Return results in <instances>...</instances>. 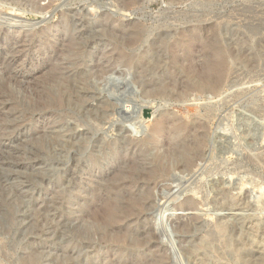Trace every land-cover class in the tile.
<instances>
[{"label":"rangeland","instance_id":"1","mask_svg":"<svg viewBox=\"0 0 264 264\" xmlns=\"http://www.w3.org/2000/svg\"><path fill=\"white\" fill-rule=\"evenodd\" d=\"M34 263L264 264V0H0V264Z\"/></svg>","mask_w":264,"mask_h":264},{"label":"bare ground","instance_id":"2","mask_svg":"<svg viewBox=\"0 0 264 264\" xmlns=\"http://www.w3.org/2000/svg\"><path fill=\"white\" fill-rule=\"evenodd\" d=\"M50 1H51V0H50ZM34 7H35V6H34ZM39 7H40V6H39ZM217 72H218V71H217ZM45 93H46V92H45ZM44 97H45V96H44ZM40 98H41V97H40ZM39 101H40V100H39ZM108 103H109V102H108ZM42 104H43V103H42ZM7 109H8V108H7ZM129 109H130V108L127 107V110H129ZM145 110H152V109H145ZM142 117H143V116H142ZM144 121H145V120H144ZM148 121H151V120H147V122H148ZM6 122H7V121H6ZM186 126H187V125H186ZM55 139H56V138H55ZM201 142H202V141H201ZM196 143H199V141H197ZM196 145H197V144H196ZM192 148H193V146H192ZM202 148H203V147H202ZM199 151H200V149H199ZM186 154H188V153H186ZM197 154H198V153H197ZM186 163H187V162H186ZM190 164H191V163H190ZM160 168H161V167H160ZM142 170H143V169H142ZM149 170H150V169H149ZM147 172H148V170H147ZM152 174H153V173H152ZM152 174H151V175H152ZM141 177H142V176H141ZM146 177L148 178V176H146ZM224 179H225V178H224ZM147 180H148V179H147ZM227 181H228V180H227ZM146 182H147V181H146ZM243 182H244V181H243ZM225 184H226V183H225ZM245 184H246V183H245ZM240 185H241V184H240ZM224 186H225V185H224ZM239 190H241V189L239 188ZM243 190H244V189H243ZM142 200H144V199L142 198V199H140L139 202H138L139 204L141 203V207H143L142 204L145 203V202H143ZM172 201H174V200H172ZM189 202H190V201H189ZM175 203H176V202H175ZM134 206H136V204H135ZM144 206H145V205H144ZM137 207H138V206H137ZM135 208H136V207H135ZM131 209H132L131 211H133V208H131ZM138 209H139V207H138ZM142 209H143V208H142ZM159 209H160V208H159ZM159 209H158V210H159ZM161 209H162V208H161ZM166 210H167V209H166ZM166 210H165V211H166ZM126 211H127V210H126ZM134 211H135V212H134ZM134 211H133L132 213L138 214V213H136L137 210H134ZM140 211H141V209H140ZM163 212H164V211H163ZM165 214H167V213H165ZM168 214H169V212H168ZM160 215H161V214H160ZM104 216H105V215H104ZM106 217H107V216H106ZM132 217H133V216H132ZM136 217H137V216H136ZM136 217H135V218H136ZM104 218H105V217H104ZM109 219H110V218H109ZM155 219H156V218H155ZM117 220H118V219H117ZM107 225H109V224L107 223ZM107 225H106V226H107ZM108 228H109V227H108ZM158 229H159V228H158ZM160 229H161V228H160ZM158 233H159V232H158ZM168 236H169V235H168ZM102 237H103V236H102ZM134 238H135V237H134ZM168 239H169V238H168ZM149 240H150V239H149ZM113 241H114V240H113ZM145 242H146V241H145ZM107 243H108V242H107ZM141 243H142V242H141ZM138 244H139V243H138ZM203 245H204V244H203ZM124 246H125V245H124ZM135 246H136V245H135ZM140 246H141V245H140ZM31 258H33V257H31ZM36 261H37V260H36ZM33 262H35V261H33ZM154 262H155V261H154ZM165 262H167V261H165ZM34 264H35V263H34ZM39 264H40V263H39Z\"/></svg>","mask_w":264,"mask_h":264},{"label":"water","instance_id":"3","mask_svg":"<svg viewBox=\"0 0 264 264\" xmlns=\"http://www.w3.org/2000/svg\"><path fill=\"white\" fill-rule=\"evenodd\" d=\"M143 116H144V119H150V117H151V110H144Z\"/></svg>","mask_w":264,"mask_h":264}]
</instances>
